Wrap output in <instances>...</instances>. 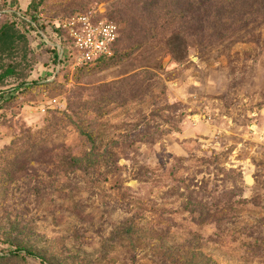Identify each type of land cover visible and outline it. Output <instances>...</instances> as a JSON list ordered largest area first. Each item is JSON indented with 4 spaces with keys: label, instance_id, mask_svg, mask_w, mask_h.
Wrapping results in <instances>:
<instances>
[{
    "label": "rangeland",
    "instance_id": "rangeland-1",
    "mask_svg": "<svg viewBox=\"0 0 264 264\" xmlns=\"http://www.w3.org/2000/svg\"><path fill=\"white\" fill-rule=\"evenodd\" d=\"M195 1L209 13L165 24L164 0H43L39 30L0 0V29L27 37L0 58L17 65L0 84V264H264V0ZM154 3L152 27L123 13ZM77 13L118 23L120 54L58 67L51 24Z\"/></svg>",
    "mask_w": 264,
    "mask_h": 264
},
{
    "label": "trees",
    "instance_id": "trees-1",
    "mask_svg": "<svg viewBox=\"0 0 264 264\" xmlns=\"http://www.w3.org/2000/svg\"><path fill=\"white\" fill-rule=\"evenodd\" d=\"M42 1L43 0H30V2L25 7L21 5L20 0H12V4L15 6L16 8L15 10H17V12H19L21 9L23 10L19 12L18 14L25 20L26 24L30 25L31 27H35V29L40 30L39 26H41L42 28L45 26L44 22H39V15H38L39 9H40L39 7L42 4ZM170 4L175 5V7H170ZM179 4L183 6V8L179 10L176 9L175 13H173L171 9L178 8L177 5ZM140 8L132 9L129 7V9H125V12L123 13L125 14L126 17H128L129 12H135V10H138L136 14L137 16L135 15L133 16V18L138 19V16L139 18H143L144 16V20L146 21V23L150 24V27L153 26L152 24L155 22V20H159L161 18L159 16L157 17L156 15H154V13L156 12L154 11L156 9L155 3L152 5L148 4L147 7L142 6V8L141 9ZM162 10L165 12L164 15L167 16V19L165 20V24L178 23L180 21L187 22L189 21L188 17L190 13L192 12L199 11L198 16L200 17L206 13L208 14L210 11L207 9V6H205V4H198V2H196L195 0H186L185 2H182V3L180 2V0H164V5L162 7ZM25 15H27L28 17H25ZM51 25L53 28H55V23ZM130 25L133 28V30H132L131 35H129V38L131 37L134 38L140 35V33L138 32L139 31L141 32L143 28H145V26H142L143 28L140 27L139 25L136 26L134 23ZM56 31H60V29L57 28ZM138 37L135 38V42L139 41V43L142 45V43L145 42V40H147L148 38H155L156 35L148 31L144 35H140ZM174 39H175V42L169 41V44L171 45V52L177 53L179 56H183V50L185 47V44L183 42L184 36L179 37V34H175ZM178 39H179V42H178ZM20 40L26 42L27 37L19 31L14 21L11 23H5L0 29V58L5 53L15 50L18 47V42ZM64 44H65L64 49L66 50L68 48L66 46L67 42H64ZM121 44H122V34L120 35L119 39L115 43V57L118 56L121 52L120 51ZM53 48L56 50L54 53V61L57 62L58 61L57 48L56 47H53ZM61 62H63V60ZM104 62L106 61L103 60L93 65L102 64ZM86 66H92V65H86ZM16 70H17L16 64H11V63L10 64L8 63V65L6 64V66L3 67V71L0 72V84L4 82L5 78L11 75H14L16 73ZM2 93L3 92L0 91V94ZM18 249L22 250V248H18ZM27 253L29 255L34 256L36 259H38L41 264H49L42 255L32 252V251H27Z\"/></svg>",
    "mask_w": 264,
    "mask_h": 264
},
{
    "label": "built area",
    "instance_id": "built-area-1",
    "mask_svg": "<svg viewBox=\"0 0 264 264\" xmlns=\"http://www.w3.org/2000/svg\"><path fill=\"white\" fill-rule=\"evenodd\" d=\"M57 28L60 31H56ZM51 30L57 39L52 47L57 48L58 67L62 60L74 66H86L115 58V43L120 37V27L105 15L77 13L56 23ZM64 42H67L66 50Z\"/></svg>",
    "mask_w": 264,
    "mask_h": 264
},
{
    "label": "crops",
    "instance_id": "crops-1",
    "mask_svg": "<svg viewBox=\"0 0 264 264\" xmlns=\"http://www.w3.org/2000/svg\"><path fill=\"white\" fill-rule=\"evenodd\" d=\"M20 2H21V0H20ZM30 2V0H28V3Z\"/></svg>",
    "mask_w": 264,
    "mask_h": 264
}]
</instances>
